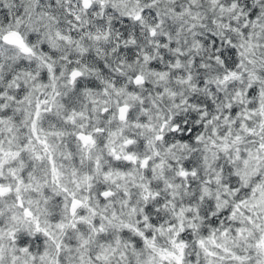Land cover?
Masks as SVG:
<instances>
[{
	"label": "snow or ice",
	"instance_id": "6c2138e0",
	"mask_svg": "<svg viewBox=\"0 0 264 264\" xmlns=\"http://www.w3.org/2000/svg\"><path fill=\"white\" fill-rule=\"evenodd\" d=\"M0 264H264V0H0Z\"/></svg>",
	"mask_w": 264,
	"mask_h": 264
}]
</instances>
